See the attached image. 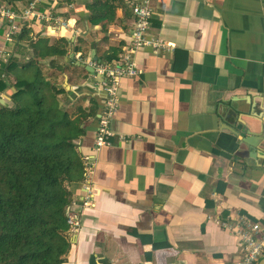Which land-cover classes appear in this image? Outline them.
Here are the masks:
<instances>
[{
	"label": "crops",
	"instance_id": "1",
	"mask_svg": "<svg viewBox=\"0 0 264 264\" xmlns=\"http://www.w3.org/2000/svg\"><path fill=\"white\" fill-rule=\"evenodd\" d=\"M90 2L44 0L70 27L25 23L11 42L0 19L1 105L13 104L24 65L46 72L54 58L67 67L65 106L96 112L74 140L90 158L91 193L84 179L67 184L76 225L62 264H242L238 237L215 218L241 213L264 225V0H151L148 35L166 46L136 51L139 72L120 79L111 143L98 150L105 94L90 62L122 51L134 16L126 0H110L108 19L91 24ZM60 38L69 47L56 56Z\"/></svg>",
	"mask_w": 264,
	"mask_h": 264
},
{
	"label": "trees",
	"instance_id": "2",
	"mask_svg": "<svg viewBox=\"0 0 264 264\" xmlns=\"http://www.w3.org/2000/svg\"><path fill=\"white\" fill-rule=\"evenodd\" d=\"M87 6L91 24L108 19L114 7L110 0H91ZM68 47L69 40L60 38L49 49L63 56ZM120 51V46L109 48L103 60L117 59ZM55 63L53 58L46 72L37 63L24 65L14 82L13 104H0V264H62L70 248L67 184L85 174L74 140L96 112L65 106L70 100L59 76L67 67ZM5 81L0 78V91Z\"/></svg>",
	"mask_w": 264,
	"mask_h": 264
},
{
	"label": "built area",
	"instance_id": "3",
	"mask_svg": "<svg viewBox=\"0 0 264 264\" xmlns=\"http://www.w3.org/2000/svg\"><path fill=\"white\" fill-rule=\"evenodd\" d=\"M43 2L44 0H26V4L22 7H15L5 0H0V19L8 25V31L5 34L8 42H11L21 27L29 22H38L41 27L53 24L64 28L70 27L68 20L43 9ZM126 2L134 16V25L129 42L123 47L117 59L108 62L100 60L90 62L94 67L95 77L105 94L104 103L97 116L94 150L111 143L112 132L109 124L118 108L117 91L120 79L124 76H134L139 72L134 57L136 51L141 47L158 49L166 46L165 43L148 35L153 13L151 0H126ZM74 32L78 33L76 29ZM82 160L85 166V189L89 196L91 190L89 182L86 181V176L91 162L87 156L83 157ZM215 220L222 228L238 237L242 250V264H257L264 254V225L241 213L234 216L229 214L224 218L217 216ZM67 222L71 226L76 225V221L71 215H69Z\"/></svg>",
	"mask_w": 264,
	"mask_h": 264
},
{
	"label": "water",
	"instance_id": "4",
	"mask_svg": "<svg viewBox=\"0 0 264 264\" xmlns=\"http://www.w3.org/2000/svg\"><path fill=\"white\" fill-rule=\"evenodd\" d=\"M5 1H7V0H5ZM71 56H73V54H71ZM78 64L81 67L87 69L88 71H93V68L90 65H87V64H84V63H79V62H78ZM257 264H264V256L259 259V261L257 262Z\"/></svg>",
	"mask_w": 264,
	"mask_h": 264
}]
</instances>
